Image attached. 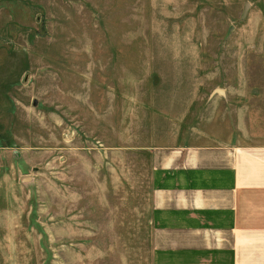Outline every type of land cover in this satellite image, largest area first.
Listing matches in <instances>:
<instances>
[{
	"label": "rangeland",
	"instance_id": "rangeland-1",
	"mask_svg": "<svg viewBox=\"0 0 264 264\" xmlns=\"http://www.w3.org/2000/svg\"><path fill=\"white\" fill-rule=\"evenodd\" d=\"M208 11L0 0V264H150L144 147L264 140V37Z\"/></svg>",
	"mask_w": 264,
	"mask_h": 264
},
{
	"label": "crops",
	"instance_id": "crops-1",
	"mask_svg": "<svg viewBox=\"0 0 264 264\" xmlns=\"http://www.w3.org/2000/svg\"><path fill=\"white\" fill-rule=\"evenodd\" d=\"M208 15L225 23L254 15V33L264 37V0H209ZM239 50L264 52L263 40ZM144 150L150 264H264V140L150 143Z\"/></svg>",
	"mask_w": 264,
	"mask_h": 264
}]
</instances>
